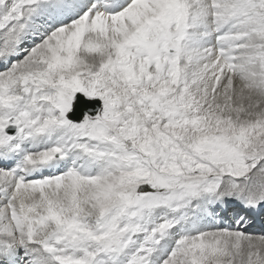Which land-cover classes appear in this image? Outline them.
Segmentation results:
<instances>
[{"label":"snow or ice","instance_id":"1","mask_svg":"<svg viewBox=\"0 0 264 264\" xmlns=\"http://www.w3.org/2000/svg\"><path fill=\"white\" fill-rule=\"evenodd\" d=\"M262 210L264 0H0V264H264Z\"/></svg>","mask_w":264,"mask_h":264},{"label":"rangeland","instance_id":"2","mask_svg":"<svg viewBox=\"0 0 264 264\" xmlns=\"http://www.w3.org/2000/svg\"><path fill=\"white\" fill-rule=\"evenodd\" d=\"M222 220L223 226H227L228 224H234L231 211L225 212ZM248 225H252V229L249 233H253L255 235H264V231H259V229L261 228L264 229V210H262V212L260 213H256L255 215L251 216Z\"/></svg>","mask_w":264,"mask_h":264},{"label":"bare ground","instance_id":"3","mask_svg":"<svg viewBox=\"0 0 264 264\" xmlns=\"http://www.w3.org/2000/svg\"><path fill=\"white\" fill-rule=\"evenodd\" d=\"M82 103V105L81 106H83V102H81ZM223 219V217L222 218H218L216 221H215V223L216 224H218L220 227H225V226H223V224H222V220ZM253 225V224H252ZM252 225H246V226H244L243 227V230L245 231V232H250V230L252 229ZM227 226H235L234 224H228ZM254 228V227H253ZM255 229V228H254ZM259 231H261V232H263L264 231V229H259Z\"/></svg>","mask_w":264,"mask_h":264},{"label":"water","instance_id":"4","mask_svg":"<svg viewBox=\"0 0 264 264\" xmlns=\"http://www.w3.org/2000/svg\"><path fill=\"white\" fill-rule=\"evenodd\" d=\"M81 105H82V103L77 105V111L78 112H79L80 108L82 107ZM89 107H91V105H89Z\"/></svg>","mask_w":264,"mask_h":264}]
</instances>
